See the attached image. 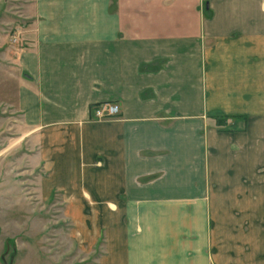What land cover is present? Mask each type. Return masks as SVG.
I'll list each match as a JSON object with an SVG mask.
<instances>
[{
  "label": "crops",
  "instance_id": "crops-1",
  "mask_svg": "<svg viewBox=\"0 0 264 264\" xmlns=\"http://www.w3.org/2000/svg\"><path fill=\"white\" fill-rule=\"evenodd\" d=\"M24 5L2 158L40 173L77 243L98 264H264V0Z\"/></svg>",
  "mask_w": 264,
  "mask_h": 264
},
{
  "label": "rangeland",
  "instance_id": "rangeland-1",
  "mask_svg": "<svg viewBox=\"0 0 264 264\" xmlns=\"http://www.w3.org/2000/svg\"><path fill=\"white\" fill-rule=\"evenodd\" d=\"M27 1L0 0V142L5 141L0 143V264H98L101 243L79 245L61 202L35 195L33 181L40 173L26 174L2 158L8 143H19L20 133L11 124L19 122L17 34Z\"/></svg>",
  "mask_w": 264,
  "mask_h": 264
},
{
  "label": "built area",
  "instance_id": "built-area-1",
  "mask_svg": "<svg viewBox=\"0 0 264 264\" xmlns=\"http://www.w3.org/2000/svg\"><path fill=\"white\" fill-rule=\"evenodd\" d=\"M121 113V106L117 103H104L94 110L95 118L108 120L117 117Z\"/></svg>",
  "mask_w": 264,
  "mask_h": 264
}]
</instances>
